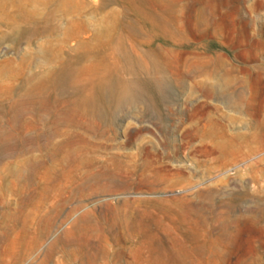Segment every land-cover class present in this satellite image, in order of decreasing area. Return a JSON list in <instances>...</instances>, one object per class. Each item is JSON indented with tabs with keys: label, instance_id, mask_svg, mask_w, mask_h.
Here are the masks:
<instances>
[{
	"label": "rangeland",
	"instance_id": "374dc122",
	"mask_svg": "<svg viewBox=\"0 0 264 264\" xmlns=\"http://www.w3.org/2000/svg\"><path fill=\"white\" fill-rule=\"evenodd\" d=\"M129 32L117 58L136 97L99 125L112 151L135 154L133 178L81 204L40 209L25 239L14 244L10 234L0 264H264V143L252 141L259 123L264 137V0H0V146L34 147L67 128L61 116L75 88L53 79L69 69L97 68L111 99L119 69L109 55ZM244 77L260 117L239 108ZM39 154L0 157V177Z\"/></svg>",
	"mask_w": 264,
	"mask_h": 264
},
{
	"label": "bare ground",
	"instance_id": "6f19581e",
	"mask_svg": "<svg viewBox=\"0 0 264 264\" xmlns=\"http://www.w3.org/2000/svg\"><path fill=\"white\" fill-rule=\"evenodd\" d=\"M164 22H166V23H162V24H164V26H161V27H163V29L166 31V33H169V31H170L169 25L170 24L167 21H164ZM131 36H130V32L128 34L123 35V36H119L120 38L118 37V40L116 41L117 42L116 48L113 50L112 54L109 55V58L113 62L114 66L119 69V71L117 72L118 86L119 87H118V90L113 89V92L111 91L112 92V95L110 96L111 99L106 101V100H103V98H102V91L101 90L103 88L102 87V85H103L102 79L103 78L100 77V75L97 73V71H96L97 68L95 69L93 66L92 67L87 66V67H82L79 69H69V70L63 72L62 74H60L59 76H57L56 78L53 79L55 84L60 85L64 89L66 87L75 88L74 100H73V102L71 101L72 102V105H71L72 108L70 110H67V108H69V107H67L66 108L67 111H65L61 116V119H62L61 125L63 124L67 128H65V129H62V128L53 129L52 128L51 131L47 132L44 135L38 136L36 139L35 138L33 139L31 137L33 139L34 144H35L34 147H32V146L30 147V145L20 146V145L9 144V143H7V145L0 146V157L4 160H12V159L15 160V158H18L22 155L25 156L26 154H30L33 151H38L40 153L39 155H37L36 158L31 157V158H27V159H23V160L21 159L20 161L17 160L18 162L15 165L8 163V165L6 166L7 170H6V168L3 167L4 170H6V172L4 175H2L0 177V255L3 252L2 251L3 245L5 244L7 239L9 238L10 234H12L13 232H17L15 240L13 241L14 244H18V242L21 240V238L25 239L29 235V230L27 228H29V225L32 224V220L36 219V218L38 220H40L41 217L42 218L44 217V216H42V214L38 213L40 209L43 208L42 212L44 214H49L51 212L56 211V209L58 210L60 208L66 207L72 201H77L81 204V202L86 197H88L92 194L99 193V191L108 189L110 186L113 185V183L117 184L118 181H122V180H125L128 182L133 178L132 175H134L133 172L135 170V166H133V164L130 165L131 161L128 162V159L134 158L135 154L132 155L133 153L128 154V153H121L119 151H112L113 146L111 144H109L112 142H109V143L101 142V139H103L106 136V132H103L101 130L100 125H99L100 124L99 121L106 123L107 121H109L112 118V117L110 118L108 115L109 114L107 112L108 108L119 109L127 97L135 96V95H131V93L134 91L133 88L136 85L131 84V83H130L131 84L130 85L127 82L128 78L126 79V73L127 72L124 69V67H126L125 66L126 62H125V64H122L120 61L121 59L119 60L120 57L117 58V56H118L117 53H119V52H122V53H124V55H126L125 54L126 49H124V40H126V39L132 40L133 36L132 37ZM121 56H123V55L121 54ZM123 57L125 59V56H123ZM139 58H141V57H139ZM149 60H150V58H149ZM126 61H127V59H126ZM140 62H142L141 65H143L144 68L146 67L147 70L149 69V63L146 61V59L145 60L143 59ZM143 67H142V69H143ZM197 68H195V69H197ZM116 71H115V73H116ZM214 71L216 72V70H214ZM207 72H209L210 74L214 73L213 70H209V69H207ZM234 72H235V70H232V71H229L228 73L231 75ZM241 72H244L246 74L250 73L249 70H244ZM113 75H115V74H113ZM135 77H136V75H135ZM109 79H111V78H109ZM109 79L106 82H109ZM116 81H117V79H116ZM115 83H117V82H115ZM115 83H114V85H115ZM225 83H226V81H225ZM236 83H237V85H239L243 89L242 91L239 90L240 92L237 93V101H238L239 108H242L243 110H245L247 113H249L254 118L260 117L261 115H260L259 108L257 109L256 107L251 105L252 103H250V102L252 100L250 101L249 97L247 95L248 78L247 77L239 78V79H237ZM107 84H109V83H107ZM209 86H211V85H209ZM234 86H235V84H234ZM251 86L253 87V83ZM205 87L206 86L201 87V88L203 89ZM211 87H210V89H211ZM231 87H232V85H231ZM224 88H222V89L224 90ZM227 88H230V87H227ZM135 89H136V87H135ZM210 89L206 88V90H205L208 95H212V92H214V90L212 91V89L211 90ZM219 90H221V89H219ZM229 90H232V89H229ZM229 90H228V92H229ZM221 92L225 93V91H221ZM232 92L233 91H231V93ZM248 93H250V91ZM57 95H55V96H57ZM221 95H223V93H221ZM69 96H70V94H69ZM234 96H235V94H234ZM250 97H252V96H250ZM208 98H210V96H208ZM56 100L57 99L55 98L54 101H56ZM233 100H234V98H233ZM41 102H39V103H41ZM30 103H32V102H30ZM65 103H67V102H65ZM57 104H59V103H57ZM256 106H258V105H256ZM48 109H50V108H48ZM114 109H112V110H114ZM49 111H51V110H49ZM116 114H118V113H116ZM116 120H118V119H116ZM61 125H58V127ZM212 125H213V123H212ZM260 125H261V123L258 124L257 131L254 134H252V141L254 139L256 141L264 143V137L262 136V134L260 133V130H259L261 127ZM211 127H213V126H210V128ZM106 128H107V126H106ZM220 129H222V128L220 127ZM193 131H194L193 133H195V130H193ZM222 132H223V136L227 137V135H226V133H224L223 129H222ZM30 136H31V134H30ZM34 136H35V134H34ZM116 136H118V135L116 134ZM193 137L194 136L192 133L189 134L187 136L188 141H191L193 139ZM203 137H204V135H203ZM231 140H234V139L232 138ZM25 142L26 143L30 142V140H28V141L25 140ZM113 143H114V141H113ZM263 147H264V145H263ZM98 148H100L101 150L104 151L103 155L97 154V151L100 150V149L98 150ZM143 149H141V150H143ZM223 149L226 150L225 148H223ZM208 151H209V149H208ZM150 153H151V151H150ZM150 153L147 151L145 154L148 157H150V156H152V155H150ZM220 153L222 155H224L225 152L220 151ZM211 154H212V152H211ZM213 154H215V153H213ZM154 156H155V154H154ZM156 156H158V155H156ZM27 157H29V156H27ZM134 161H136V160H134ZM0 165H2V163ZM143 173L141 172V176L139 178H146L147 177V176L146 177L143 176L142 175ZM10 177H13V179L9 180ZM6 188L7 189L10 188L13 191V196H12L13 198L12 199H10L11 196H9L10 198H8L5 195ZM27 209H29V210L27 211ZM41 223H42V221H41ZM45 227H46V225H45ZM50 232H52V231H50ZM43 239H45V238L43 237ZM31 249H32V247H31ZM23 251H24V249H23ZM31 251H33V250H31Z\"/></svg>",
	"mask_w": 264,
	"mask_h": 264
}]
</instances>
